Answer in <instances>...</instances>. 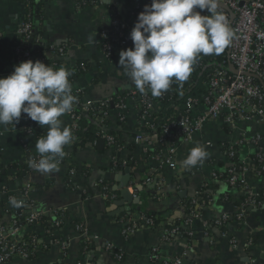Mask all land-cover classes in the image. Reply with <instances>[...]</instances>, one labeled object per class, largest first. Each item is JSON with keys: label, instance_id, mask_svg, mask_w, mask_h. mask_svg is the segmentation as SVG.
<instances>
[{"label": "crops", "instance_id": "crops-1", "mask_svg": "<svg viewBox=\"0 0 264 264\" xmlns=\"http://www.w3.org/2000/svg\"><path fill=\"white\" fill-rule=\"evenodd\" d=\"M78 1L39 0L41 3L39 23L44 32V39L65 47L64 63L61 67L73 71L80 62L89 64L88 72L80 76L72 87L80 89L85 99L93 100L112 98L113 96H105L106 88L117 84L116 80L122 81L123 85L131 84L132 89L135 88L126 71L118 67L120 51L130 49V45L115 50L110 59L103 55L99 46V33L108 25L110 16L117 13L121 21L129 20L131 16L126 18V15L133 9L131 0H101L96 7L81 8H78ZM25 17V5L21 0H0V77L10 75L14 66L18 65L13 58V52L19 46L18 29L25 21ZM135 22L136 20L128 21L132 27ZM189 79L190 77L186 82H189ZM94 80L97 82L93 83ZM123 91L119 90L118 94ZM60 119L63 122L62 127L71 130L69 118L64 114ZM109 124V128L114 132L121 131V125L117 124L115 116ZM136 124L137 113L132 112L126 121L127 129L123 131L122 139H130L129 136L137 127ZM24 125L22 116L14 126L0 124V171L2 170L0 204L4 205L0 211V227H7L14 218L13 212H4L7 204L2 195L3 188L18 200L22 186L26 182H30L33 189L28 199L34 203L35 210L49 218L61 217L62 224L55 226L53 223V227L58 229L52 232L45 230L41 223L31 228H21L20 240H23L26 232H32L37 241L39 239L38 244L42 246H38L40 250L36 253L35 260L18 258L7 264H164V260L181 256L184 250L183 240L173 237L169 242H162L161 228L153 231L141 229L129 238H123L121 219L136 210V206H133L131 211H126L128 205L119 203L122 201L119 187L126 176L125 168H112V152L105 144L98 147L95 144L78 148L71 141L64 148L69 163H63L58 167V171L41 173L33 170L16 176L14 170L9 167L12 164H26L28 157L40 155L35 144L47 132V126L40 127L36 123L34 131L25 134ZM115 126H119L118 129H115ZM242 131L247 135L256 133L263 135L264 125L253 121L238 129L226 130L218 124L208 123L200 134L194 136L192 142L179 145L176 169L163 167L160 170L170 183L175 176L180 177L179 190L170 187L165 189L163 194V200L167 201V207L161 206L165 212L162 216L165 226L186 217L183 201L192 197L205 182H210L214 170L223 171L226 160L221 145L235 144L240 139ZM205 142L210 144L205 147L208 153L206 159L203 163L190 168L196 173L187 174L186 171L190 169L181 167L180 162L194 146ZM254 152L253 146H243L239 150L240 159L247 158ZM132 155L135 157L138 170L134 173L130 172L131 179L128 186L132 178L142 181L143 178L151 176L156 166L155 162L139 155L136 150H128L122 157L129 159ZM69 165L84 169L89 176L85 174L84 177L70 178ZM243 180L249 189L264 192V173L256 176L248 172L244 174ZM216 184L214 198L227 192L230 201L223 204L215 201L210 204L205 210L208 220L215 216H232L236 208L233 203L245 195V192L238 189L228 190L227 185L222 181ZM106 188L110 190V197H105L102 193ZM137 191L138 194L142 192L141 195L137 194L133 197H140L144 207L163 201H152L150 195L156 193L153 186L138 187ZM182 193L185 195L180 198ZM78 226H82L84 231L79 232ZM196 230L201 233L197 235L193 253L184 258L183 264H264V208H248L244 226L233 217L223 228L208 229L207 236L203 234L201 228L196 226ZM83 233H86L90 241L82 235ZM81 240L88 244L83 252L80 247ZM106 243H112L115 250L122 251L124 256L122 261L116 260L113 252L106 250ZM153 249L158 250L157 261L150 259Z\"/></svg>", "mask_w": 264, "mask_h": 264}, {"label": "built area", "instance_id": "built-area-1", "mask_svg": "<svg viewBox=\"0 0 264 264\" xmlns=\"http://www.w3.org/2000/svg\"><path fill=\"white\" fill-rule=\"evenodd\" d=\"M91 6L96 7L101 0H90ZM219 10L223 11L229 23V27L233 32V39L226 47L227 67L215 68L206 82V94L202 102L189 96L186 98L183 108L184 113L180 114V105H173V112L167 118L165 110L168 107L164 103L162 96L153 97L151 92L141 94L136 88L131 89L124 95L118 96L115 101L112 98L104 100L85 99L80 89L72 87V95L77 97L75 106H80L81 111L89 114L97 125L96 136L104 141V144L111 150V163L113 169L129 168L131 173L138 170L134 155L127 159L125 154L128 152V146L133 145L134 149L141 156L156 163L151 172V176L136 180L132 178L128 190L132 195L138 194V187L153 186L156 193L150 195L151 199L158 202L163 200L165 189L173 187L176 191L180 188V177L175 176L170 183L164 175L160 173L163 167L176 169V156L178 147L182 143H190L195 135L200 134L203 127L208 123L226 126L229 129H238L253 121L264 125V0H218ZM78 8H81L78 3ZM133 9H139L133 6ZM196 11H201L195 9ZM201 15H208L207 10L201 11ZM136 20L137 15L132 14L128 21ZM128 21H119L110 16L109 23L100 33V50L103 55L110 59L111 52L123 49L133 43L130 39V31L133 28ZM115 31V33H113ZM18 35L24 36L26 39L32 38V27L25 21L18 29ZM38 46L43 49L44 55L51 61L58 60L65 56V49H55L54 46L48 45V42L41 37L37 40ZM23 43L20 39L19 46L14 50L16 54L22 53V57L15 61L20 62L31 60L27 50H23ZM212 55H200L196 58L193 65H199L202 59L210 58ZM61 66L55 65V69ZM190 77V76H189ZM174 79V78H173ZM188 83H192L191 78ZM182 107V105H181ZM137 113V127L131 131L130 139H122L118 142L116 136L110 133V128L106 125L112 117L115 116L117 124L125 123L130 113ZM114 114V115H113ZM180 114L177 118V116ZM71 123L72 142L77 143L78 138L75 135L79 127L81 119L80 114L73 112L65 114ZM25 121L24 132L31 134L34 131L32 120L22 113ZM164 118L166 123L162 126L159 133L156 129L159 122ZM176 118V119H175ZM37 123V122H36ZM119 126H115L117 129ZM97 141L94 142L95 145ZM264 134L247 135L245 131L240 133V139L235 144H222L223 155L226 154L224 148L228 145V157L232 159L236 152L235 147L253 146L255 152L247 158L239 159V166L236 167L231 161H225L223 171L226 172L224 181L230 186L238 185V190L245 192V200L240 206L235 208L234 218L241 224L245 225V209L264 207V202L258 200L264 197V193L253 191L248 188L243 176L246 173H252L256 176L264 173ZM205 148L210 146L209 142L202 144ZM157 147V148H156ZM134 152V151H132ZM130 152V153H132ZM226 154V155H227ZM40 155L28 157L26 164L29 171H33L30 164L33 159H39ZM68 155L59 159L58 167L63 163H69ZM130 162L134 163L130 167ZM186 171V170H185ZM187 174H194L196 171L188 170ZM84 169L74 165L68 166V176L71 178L84 177ZM220 174L211 173V180L215 181L220 178ZM210 180V181H211ZM205 182L202 186H207ZM201 186V187H202ZM30 182H26L20 191L19 207L17 213L10 208L9 199L13 197L3 188L7 207L5 213L13 212L14 218L7 227H0V264H7L14 259L28 260V257L37 253L40 248L37 246V238L30 235L28 240H20L19 232L21 230L18 224V218H23V222L29 228L40 223L43 216L42 213L35 210L32 200H29V194L32 192ZM106 190V189H105ZM103 191L105 197H110V193ZM194 197L189 202V213L184 217L181 227H167L161 220L159 224H155V219L144 215H133L121 220L123 225L122 236L127 239L133 236L141 229L156 230L161 228V241L169 242L173 237L183 240L184 250L179 257L164 260V264H183V260L189 254L193 253L195 241L199 232L196 230L195 223L201 222V230L205 236L208 235V226L211 225L209 220L203 216V211L208 207L206 202L200 200L195 192ZM56 216V214H55ZM229 215H221L213 221L214 228H223L227 224ZM162 219V217H161ZM62 224L61 217L55 219L54 225ZM79 232L84 231L82 226H78ZM184 231V232H183ZM86 239V233L82 234ZM89 240V238H88ZM90 241V240H89ZM89 243V242H88ZM106 250L113 252L114 257L118 261L123 260L121 250L114 249L112 243H106ZM158 250L153 249L150 254L152 261H157Z\"/></svg>", "mask_w": 264, "mask_h": 264}, {"label": "clouds", "instance_id": "clouds-1", "mask_svg": "<svg viewBox=\"0 0 264 264\" xmlns=\"http://www.w3.org/2000/svg\"><path fill=\"white\" fill-rule=\"evenodd\" d=\"M195 9L207 10L208 15ZM129 35L133 47L120 51L118 67L126 71L139 93L150 91L153 97L168 91L173 78L182 86L198 56L219 55L233 39L218 0H151L138 14ZM71 74L64 67L54 69L39 60H27L15 65L10 75L0 77V124L14 126L24 113L40 127L47 126L46 134L35 144L40 158L30 164L41 173L58 171L59 159L73 138L60 119L77 102ZM207 155L197 144L180 162L181 167H195ZM9 203L20 206L15 197Z\"/></svg>", "mask_w": 264, "mask_h": 264}, {"label": "trees", "instance_id": "trees-1", "mask_svg": "<svg viewBox=\"0 0 264 264\" xmlns=\"http://www.w3.org/2000/svg\"><path fill=\"white\" fill-rule=\"evenodd\" d=\"M23 2V4L25 5V10H26V17H25V22L29 23L32 27V38L31 39H26L24 36H19V38L22 40L23 43V50H27L30 54L31 60L33 62L39 60L42 63H44L45 65H48L50 67H53L55 69V65L57 64L58 66H62V64L64 63V59L60 58L58 60L55 61H51L47 56L44 55L43 49L38 46L37 44V40L41 37L44 36V32L40 26V10H41V3L39 2V0H21ZM131 5L132 6H138L139 9L135 10V9H131L127 12L126 18H129L132 14H135L138 16V14L143 11L144 5L146 4H150L151 1L150 0H131ZM78 3L80 4L81 7H87V6H91V1L90 0H79ZM112 17L116 18L117 20H119L121 22V17L119 14H114ZM113 33H115V31H113ZM48 45H52L54 46L55 49L58 48H62V46H57L55 45L53 42L48 41ZM130 48L133 47V44H129ZM128 45V46H129ZM101 46V44L99 45ZM65 48V47H63ZM114 54V51L111 52V56L112 57ZM23 58L22 57V53L20 54H16V52H13V58L14 60ZM200 64L199 65H193V71L190 75L191 81L192 83H188V82H183L182 86L180 84V82L176 81L175 79L172 80V83L168 89V91H166L163 95V101L165 104L168 105V107L165 110V116L167 118V116L169 117L171 115V112H173V105H180V114L182 115L184 113V109L183 108V104L186 100L187 97L191 96L195 99H197L199 102L203 101V98L205 97L206 94V82L208 81V78L211 74V72L215 69V68H225L227 67V58H226V48L225 50L219 54V55H212L210 58H206V59H202L199 60ZM88 68H89V64L87 62H80L78 63L77 67L73 70L70 71L72 74L69 77V81L71 83V86L73 83H75V81L82 75L86 74L88 72ZM97 81L94 80L93 83H96ZM82 92V91H81ZM126 92L128 91H123L120 92L119 94H116L113 96V99L116 101L118 96H120L121 94L124 95L126 94ZM182 105V107H181ZM73 112L80 114L81 119L79 121V127L75 132L76 137L78 138V142L76 143V146L78 148H83L86 145H92L94 144L95 141H97V136H96V130H97V125L94 122V120L92 119V117L89 114H86L84 112L81 111V107L80 106H75L73 104V108H72ZM178 114L177 116H175L176 118L180 115ZM165 117H162V120L159 122L158 126H157V133L160 132L162 126L166 123V121H164ZM175 118V119H176ZM32 125H36V122H32ZM106 125L108 127H110L109 122L106 123ZM118 125H121V131L117 130L114 132V130L112 128H110V133H112L113 135L116 136V139L118 140V142L121 143L122 141V133L125 129H127V126L125 123H118ZM36 127V126H35ZM223 127L227 128L226 126L223 125ZM118 129V128H117ZM229 129V128H228ZM39 133V132H38ZM228 145H226V147L224 148V151L228 152ZM263 146H264V142H263ZM133 145L128 146V150H133ZM157 148V147H156ZM223 150V149H222ZM235 154L234 157L232 159H230L228 157V154H224V158L227 161H231L232 163H234V165L236 167L239 166L238 161L240 159V155H239V148L235 147ZM224 153V152H223ZM130 158V157H129ZM134 163L130 162V167H133ZM9 169H13L15 172L16 176H21L23 173H25L26 171H29V167L27 164H12V166L9 167ZM7 168V170H9ZM118 169V168H117ZM215 172L219 173L221 176L218 180H211L210 182L207 183V186H202L200 187L196 192L198 193V198L200 200H203L206 202L207 206H209L210 204L214 203L216 201V203L218 204H223L226 202L230 201V197L228 196L229 194L227 192L217 196V198H214V194L217 190V182H224L225 185H227V189H231L233 188L234 190H237L239 187L238 185L230 187L225 181V173L224 171H218L216 170ZM2 173V170L0 171V174ZM86 176H89V173L85 172ZM108 193H110V190L108 188H106V190ZM103 193V191H102ZM142 193V192H141ZM141 193H139L138 195H141ZM260 193H264L263 191H260ZM87 195V194H86ZM89 195V194H88ZM194 196L187 198L183 201V204L185 206V212L186 215L187 213H189V202L190 200L193 198ZM245 195L242 196L240 199H238V201L234 202L233 205L234 207H238L240 206L242 203H244L245 200ZM259 201H261V203L264 202V197H259L258 198ZM152 201H156L155 199H153ZM3 204H0V211L3 208ZM11 208L13 209V211H15L17 213V207H14L11 205ZM261 208V206L259 207ZM248 207L245 209V212H247ZM164 213H156V212H141V211H136L133 210L131 211V213L127 216H124L123 219L126 218H130L133 215H144L146 217H151V218H156V217H160L159 219H155V224H159L160 221L162 220L161 217L164 216ZM203 216L205 218H208L206 211H203ZM234 217V213L232 216H230V218ZM219 217H211L209 219V222L211 223L210 226H208L210 228H214L213 225V221L216 220ZM230 218L227 220V222L230 220ZM122 220V219H121ZM55 222V217H47V216H42L40 219V223L41 225L45 228V230H49V232H52L54 230H57L58 228L53 227V223ZM183 222V219H177L176 221H174L173 223H170L167 225V227L171 228V227H180L181 230H184L181 227V224ZM18 224L20 225V228H24L27 227L25 225V223L23 222V218H18ZM78 224V222L76 223V225ZM75 225V226H76ZM195 225L198 228H201V222H196ZM74 226V227H75ZM195 226V227H196ZM29 228V227H28ZM184 232V231H183ZM33 235L32 232H26L23 236V240H28L29 236ZM39 241V239H38ZM37 241V246H42L39 245ZM87 242L84 240L80 241V247H81V251L83 252L84 250L87 249ZM37 258L36 253H34L33 255L28 257L27 261H31V260H35ZM85 258V257H84ZM82 262H84V260L82 259ZM55 264H63V263H55Z\"/></svg>", "mask_w": 264, "mask_h": 264}, {"label": "water", "instance_id": "water-1", "mask_svg": "<svg viewBox=\"0 0 264 264\" xmlns=\"http://www.w3.org/2000/svg\"><path fill=\"white\" fill-rule=\"evenodd\" d=\"M132 44L133 43H131V45ZM115 83H117V84H114L113 86H111V88L107 86V88H106L107 93H106L105 96L112 97V96L118 94L119 90L130 91L132 89L131 84L123 85V82L122 81H118V80H116ZM102 88L104 89V87H102ZM103 144H104V141L99 139L97 141V143H96V146L98 147V146H101ZM125 175L126 176L122 180V185L119 187V190H120V193H121V196H122V201L119 202V203H121V204L123 203V205L124 204L128 205V207L126 208V211H131L133 206H136V210L137 211H141V212L153 211V212H156V213H160V212L164 211V210L161 209V206L162 207L163 206L167 207V201L163 200L161 203H152L151 206L144 207L143 206V202L141 201L140 197H133V195L129 192V190L127 188L128 183H129V181L131 179L129 168L125 169ZM184 195H185V193L180 194V198H183ZM262 208H264V207H262Z\"/></svg>", "mask_w": 264, "mask_h": 264}]
</instances>
